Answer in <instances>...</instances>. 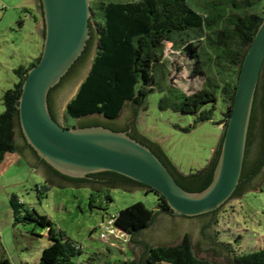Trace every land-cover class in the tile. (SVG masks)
<instances>
[{
	"label": "trees",
	"instance_id": "obj_1",
	"mask_svg": "<svg viewBox=\"0 0 264 264\" xmlns=\"http://www.w3.org/2000/svg\"><path fill=\"white\" fill-rule=\"evenodd\" d=\"M261 1L263 0L93 1L90 5L94 16L91 22H95V26L90 25L91 37L87 46L61 82L49 92L48 104L52 117L56 120L52 106L54 90L68 77L76 75L78 66L84 65L89 60L95 47L91 69L65 109L66 121L67 118H71L76 123L80 122L78 127L82 128L104 126L115 131L127 132V129L115 124L123 109L130 104L136 111L139 110L146 98L155 90H159L164 93L159 103L161 110L195 115L196 124L212 120L215 105L220 98L224 104L223 122L227 124L232 113L242 63L264 17V6L258 5ZM167 43L193 61L192 76L208 75L211 62L215 58L221 79L213 80L210 77L201 90L192 94H187L170 84L167 81L168 61L165 59ZM207 48L212 49L213 52L209 53ZM39 59L40 57L36 58L28 67L21 66L16 70L19 81L4 95L5 112L0 114V163L8 153L14 152L20 153L27 159L23 154L24 150H32L31 152L40 158L27 142L19 122V99L23 83L29 69L35 66ZM209 105L211 108L207 109ZM93 116H99L103 120L85 119ZM18 132L24 144L18 143ZM224 133L225 129L208 164L203 169L189 174L182 173L170 161L159 143L142 134L133 133L132 137L148 146L161 159L181 187L189 192H201L213 181ZM253 145L256 146V151L255 158L251 159L250 152ZM41 160L55 175L77 185L91 182L88 181V176H110L112 181L100 183L107 190L116 187L117 182L121 186L131 183L133 186L144 188L146 193H154L158 200L157 211L149 209L143 202H137L121 210L116 216L109 217L114 219L113 228L116 233L127 236L131 241L152 224L157 214H173L166 198L158 191L124 175L103 171L89 174L84 178H73L63 175L45 160ZM28 162L33 167L29 160ZM263 166L264 66L252 107L241 181L232 199L244 192L247 185L261 173ZM94 181L92 184L95 183ZM44 189L46 190L44 186L37 187L39 193ZM106 201H112L110 194L106 195ZM11 207L16 223L34 222L44 230H48L51 244L43 250L39 264H83L76 261V258L82 255L83 248L65 232L57 230L47 215L29 208L17 195L12 196ZM90 207L101 209V206L96 205L93 194L90 197ZM217 212L218 210H214L205 215L215 216ZM217 221L216 218V223ZM219 245L225 246L224 248L228 250L226 245ZM230 253L234 264H264V248L246 254L237 255L233 251ZM0 264L13 263L9 259H2ZM120 264L216 263L199 258L193 248L190 235L186 234L177 244L145 245L142 261L128 259Z\"/></svg>",
	"mask_w": 264,
	"mask_h": 264
},
{
	"label": "water",
	"instance_id": "obj_2",
	"mask_svg": "<svg viewBox=\"0 0 264 264\" xmlns=\"http://www.w3.org/2000/svg\"><path fill=\"white\" fill-rule=\"evenodd\" d=\"M40 2L43 17L41 14V22L35 29L41 36L43 28L45 31L42 36V52L39 61L26 75L19 99L20 128L27 142L41 159L63 175L84 178L92 173L111 171L142 183L166 198L173 215L157 214L152 224L141 231L134 241H127V248L138 262L144 257L145 245L177 244L185 231H188L199 258H208L217 264H234L227 259L226 252L212 242V227L217 213L215 216L205 214L222 209L232 199L241 181L252 107L264 66V17L241 66L232 113L223 126L225 133L213 181L201 192H189L178 184L148 146L127 132L104 126L82 128L78 127L80 122L67 128L61 123L62 107L65 104L67 107L88 75L86 73L94 47L89 60L78 66L76 75L68 77L54 90L53 103L61 122L52 117L48 104L49 92L61 82L85 50L91 37L92 9L90 0H37L39 12ZM137 111L133 105L125 107L115 124L136 132L133 121ZM93 118L103 120L99 116L85 119ZM17 141L22 144L20 132L17 134ZM255 151L256 146L253 145L251 159L255 158ZM23 154L33 163L29 150H24ZM27 159L25 160L28 162ZM34 173L43 177L45 175L42 167H35ZM47 183L59 188L89 187L97 190L103 187L92 183L77 185L57 177L52 179V183ZM263 183L264 166L243 193L254 192ZM114 188H121L126 192L142 190L128 189L129 186Z\"/></svg>",
	"mask_w": 264,
	"mask_h": 264
},
{
	"label": "rangeland",
	"instance_id": "obj_3",
	"mask_svg": "<svg viewBox=\"0 0 264 264\" xmlns=\"http://www.w3.org/2000/svg\"><path fill=\"white\" fill-rule=\"evenodd\" d=\"M93 1L90 0V5ZM16 5L15 0H0V114L5 112V93L19 81L16 70L21 66H30L40 57L43 47V39L35 29L34 20L26 17ZM258 5L264 6V0ZM30 8L35 12L33 4ZM91 18H94L93 14ZM91 24L95 26V22ZM95 50L94 47L92 59ZM207 50L213 52L212 49ZM165 59L168 61L167 81L187 94L201 90L210 77L221 79L215 58L206 76H192L193 61L174 50L169 43L165 46ZM163 96V92L155 90L146 98L133 121L136 133L159 143L182 173L203 169L223 135L222 100L219 98L215 105L212 120L196 124L195 115L161 110L159 103ZM65 108L66 104L61 109V123L71 128L76 121L71 118L66 121ZM206 108H211V105ZM34 172L35 167H31L18 152L8 153L0 163V260L9 259L13 264H39L43 250L51 244L48 230L34 222L16 223L11 207L13 195H17L29 208L47 215L57 230L65 232L83 248L76 261L83 264H120L135 259L127 248L130 239L127 236L116 233L105 240L101 237L104 222L137 202H143L149 209L157 211L158 200L154 193L144 190L126 192L121 188L107 190L103 187H100L103 188L101 192H94L89 187L59 188L48 184L43 176ZM38 186H44L46 190L39 193ZM92 194L101 209L90 207ZM107 194L112 196V201H106ZM186 234L190 235L185 231L183 237ZM212 236L213 244L223 249L232 262L230 251L239 255L264 248V183L254 192H245L222 206L215 216ZM217 242L226 245L230 251Z\"/></svg>",
	"mask_w": 264,
	"mask_h": 264
},
{
	"label": "flooded vegetation",
	"instance_id": "obj_4",
	"mask_svg": "<svg viewBox=\"0 0 264 264\" xmlns=\"http://www.w3.org/2000/svg\"><path fill=\"white\" fill-rule=\"evenodd\" d=\"M39 10H40V12H41V14H42V17H43V7H42L41 2H40V4H39ZM42 36H44V28H43ZM52 106H53V112H54V114H55L56 120L59 121V122H61L60 119H59V117H58V112H57V110L55 109V104H53V102H52ZM62 124L64 125V123H62ZM123 129H126V128H123ZM127 132H128V134H130L131 136L133 135V133H136V132H134V131H130L129 129H127ZM22 143H23V141H22ZM23 144H24V143H23ZM29 151H30V154H31V157H32V160H33V163H32L33 167H42V168L44 169V171H45V175H44V177L46 178L47 181H50V180H52V179H55V177H57V178H61V177L55 175V174L50 170V168L46 165V163H44V162L41 160V157L38 158V156H37L36 154H34L33 152H31L32 150H29ZM87 178H88V181H91V182H88V183H92V182L94 181V179H96V180L94 181L95 183H93V184H99V185H102V184H100V183H109L110 181H112V180H111L112 178H111L110 176H103V177H91V176H88ZM61 179L66 180L67 182H70V183H74V182H72V181H70V180H68V179H66V178H61ZM115 184H116L117 186L119 185V183H117V182H116ZM117 186H116V187H117ZM127 186H129L128 189H135V188H137V189H142V190H144V188H140L139 186H133L131 183H128V184L125 185V186H121V185H119V187H124V188L127 187ZM101 190H102V188H98V189H97V191H99V192H101ZM170 215H173V214H170ZM183 217H187V216H183Z\"/></svg>",
	"mask_w": 264,
	"mask_h": 264
},
{
	"label": "crops",
	"instance_id": "obj_5",
	"mask_svg": "<svg viewBox=\"0 0 264 264\" xmlns=\"http://www.w3.org/2000/svg\"><path fill=\"white\" fill-rule=\"evenodd\" d=\"M15 1H17L16 7L20 8L23 11V13L26 14V17H31L32 20H34L36 26L39 22H41V13L38 11L37 0H15ZM32 4L35 6V8H34L35 12L32 11V8H30V5H32ZM41 38H42V36H41Z\"/></svg>",
	"mask_w": 264,
	"mask_h": 264
},
{
	"label": "built area",
	"instance_id": "obj_6",
	"mask_svg": "<svg viewBox=\"0 0 264 264\" xmlns=\"http://www.w3.org/2000/svg\"><path fill=\"white\" fill-rule=\"evenodd\" d=\"M113 222L114 219L110 218L107 222L104 223V231L101 234L103 239L107 238L109 235L111 236L116 234V231L113 228Z\"/></svg>",
	"mask_w": 264,
	"mask_h": 264
}]
</instances>
